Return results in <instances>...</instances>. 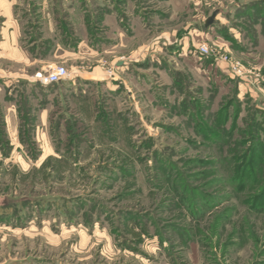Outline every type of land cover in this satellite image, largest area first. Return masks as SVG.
<instances>
[{
  "label": "rangeland",
  "instance_id": "rangeland-1",
  "mask_svg": "<svg viewBox=\"0 0 264 264\" xmlns=\"http://www.w3.org/2000/svg\"><path fill=\"white\" fill-rule=\"evenodd\" d=\"M123 2L102 80L0 82V264H264V0Z\"/></svg>",
  "mask_w": 264,
  "mask_h": 264
},
{
  "label": "crops",
  "instance_id": "crops-1",
  "mask_svg": "<svg viewBox=\"0 0 264 264\" xmlns=\"http://www.w3.org/2000/svg\"><path fill=\"white\" fill-rule=\"evenodd\" d=\"M121 1L122 6L118 3L115 6L116 2L112 0L107 7L109 15L116 17L113 22L118 24V29L113 27L111 36L108 34L105 40L102 39V47L99 49V41L93 36L89 23L91 1L88 4L87 0H0L1 85L8 88L11 85L9 90H19L18 85L30 83L28 70L41 69L51 64L75 68L73 79L60 84L69 81L74 84L79 80H102L103 73L95 69L97 66L86 72L81 71L80 65L88 56H99L105 50L104 47L107 48L106 44L111 45L113 51L115 38L122 40L135 31L134 27H126L122 22L126 8L123 0ZM95 8L98 10L97 6ZM5 81H11V84L8 85ZM37 87H40L39 91L28 87L26 92H34L36 97L42 99L51 86ZM1 90L0 86V92ZM20 95L23 96V93ZM38 100L30 106L49 107L50 104L40 105L41 100ZM10 107L20 105L15 101Z\"/></svg>",
  "mask_w": 264,
  "mask_h": 264
},
{
  "label": "built area",
  "instance_id": "built-area-1",
  "mask_svg": "<svg viewBox=\"0 0 264 264\" xmlns=\"http://www.w3.org/2000/svg\"><path fill=\"white\" fill-rule=\"evenodd\" d=\"M198 50L200 53L203 54L208 53V48L205 44H201L198 47ZM231 71L233 74L237 76H241L245 74V71L240 66L237 65H231ZM32 78L35 82H38L39 84L50 86L54 84H59L63 81H67L72 77L69 69H67L63 65L58 64L50 67L48 70L37 72L36 74L33 75Z\"/></svg>",
  "mask_w": 264,
  "mask_h": 264
},
{
  "label": "trees",
  "instance_id": "trees-1",
  "mask_svg": "<svg viewBox=\"0 0 264 264\" xmlns=\"http://www.w3.org/2000/svg\"><path fill=\"white\" fill-rule=\"evenodd\" d=\"M54 85H56V84H54ZM54 85H51V86H54ZM72 137H74V136H72ZM73 139V142L72 141H70V140H72ZM71 139V137H69L67 140V143H65L64 144V146L65 145H77L76 144V140H75V138H72ZM68 142H72V143H68ZM256 143V142H255ZM253 146V145H252ZM67 147V146H66ZM259 147H261L260 145H259ZM258 147H255L254 146V151H256L255 149H257ZM250 149H251V147H250ZM258 150V149H257ZM251 150L248 152L249 154H250V156H249V158H250V161H249V163H253L254 164V168H253V170L252 169H250V173L247 175V173L249 172V168L246 166V168H245V170H247V172L245 173L246 174V176L247 177H251V174H252V172L253 171H255V170H257V168H260L261 166H262V164H263V160H262V157H260L259 155H255V154H251ZM65 161V160H64ZM245 174L244 175H242V178H241V180L242 179H244V177H246L245 176ZM245 181V180H244ZM264 192H262L258 197H259V200L261 201V204H263L264 205ZM192 213V212H191Z\"/></svg>",
  "mask_w": 264,
  "mask_h": 264
}]
</instances>
